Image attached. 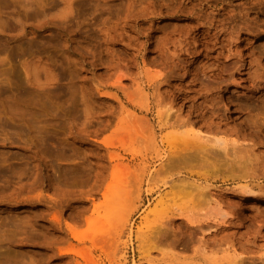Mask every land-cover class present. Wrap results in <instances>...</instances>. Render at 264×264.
<instances>
[{"label":"rangeland","instance_id":"obj_1","mask_svg":"<svg viewBox=\"0 0 264 264\" xmlns=\"http://www.w3.org/2000/svg\"><path fill=\"white\" fill-rule=\"evenodd\" d=\"M199 2L0 0V264H264V0Z\"/></svg>","mask_w":264,"mask_h":264},{"label":"bare ground","instance_id":"obj_2","mask_svg":"<svg viewBox=\"0 0 264 264\" xmlns=\"http://www.w3.org/2000/svg\"><path fill=\"white\" fill-rule=\"evenodd\" d=\"M196 1H197V0H196ZM203 1H206V0H202V2H203ZM208 1H209V0H208ZM202 2H201V3H202ZM192 3H194V2H192ZM195 3H196V2H195ZM199 3H200V2H199ZM201 3H200V6H201ZM207 3H208V2H207ZM205 4H206V3H205ZM194 5H196V4H194ZM206 5H207V4H206ZM208 5H209V4H208ZM197 6H198V5H197ZM203 6H204V5H203ZM189 8H192V5H191V7H188V9H189ZM193 8H194V6H193ZM193 8H192V9H193ZM205 8H206V7H205ZM186 9H187V8H186ZM188 9L186 10L187 13H188V11H189ZM199 9H200V8H199ZM199 9H198V10H199ZM201 9H202V7H201ZM206 10H207V9H206ZM206 10L204 9V11H203V9H202V11H203L204 13H205ZM224 10H225V8L223 9V11H224ZM226 10H228L227 7H226ZM184 11H185V10H184ZM184 11H183V12H184ZM199 11H200V10H199ZM202 11H201V12H202ZM190 12L192 13V10H190ZM190 12H189V13H190ZM194 12H196V11H194ZM225 12H226V11H224V13H225ZM228 12H229V11H228ZM197 13H198V12H197ZM204 13H200V14H204ZM211 13H212V12H211ZM219 13H220V12H219ZM205 14H206V13H205ZM209 14H210V12H209ZM212 14H215V13H212ZM192 15H193V14H192ZM210 15H211V14H210ZM210 15H208V16H210ZM201 16H202V15H201ZM201 16H200V18H201ZM206 16H207V14H206ZM206 16H205V17H206ZM211 16H212V15H211ZM205 17H203V18H205ZM212 17H213V16H212ZM215 17H216V16H215ZM203 18H202V20H203ZM206 18H207V17H206ZM196 19H197V18H196ZM216 19H217V18H216ZM204 21H205V22L210 21V22L213 24V22H214L215 20L212 19V18H209V17H208V20H207V21L204 20ZM198 22H200V20H199ZM210 22H209V24H210ZM215 22H217V21H215ZM203 23H204V22H203ZM203 23H201V24H203ZM218 23H219V22H218ZM218 23H217V24H218ZM204 24H205V23H204ZM204 24H203V25H204ZM197 26H198V25H197ZM213 26H215V24L212 25V28H213ZM202 27H203V26H202ZM215 27H216V26H215ZM191 28H193V27H191ZM191 28H190V30H191ZM194 29H196V28H194ZM217 29H218V25H217ZM220 29H221V28H220ZM223 29H224V28H223ZM191 31H192V30H191ZM205 31H206V30H205ZM211 31H212V30H211ZM220 31H221V30H220ZM192 32H193V31H192ZM206 32H207V31H206ZM218 32H219V31H218ZM227 32H228V30L226 31V33H227ZM207 33H208V35H207L208 38H214V37H215V38L217 39V42H215V44H216V43H222V45H223V43L225 44V41H224L225 39H221V35H216L217 32H216V34L211 35V33L209 32V28H208V32H207ZM212 33H213V32H212ZM222 33H223V32H222ZM228 33H229V32H228ZM220 34H221V33H220ZM225 35H226V34H225ZM228 35H231V34H228ZM228 35H226V36H228ZM222 36H223V35H222ZM226 36H225V38H226ZM202 37H203V36H202ZM207 37H206V39H207ZM231 37H232V36H231ZM231 37H228V38H231ZM222 38H223V37H222ZM216 39H215V40H216ZM212 40H213V39H212ZM212 40H211V41H212ZM226 40H227V39H226ZM213 41H214V40H213ZM209 42H210L209 39H208V40H205V41H200V45H203V47H204V44L206 45V43L208 44ZM211 43H214V42H211ZM181 44H182V43H181ZM211 45H212V44H211ZM218 45H219V44H218ZM218 45H217V46H218ZM220 45H221V44H220ZM220 45H219V46H220ZM222 45H221V46H222ZM207 46H208V45H207ZM207 46H206V47H207ZM212 46H213V45H212ZM217 46L215 45L216 48H217ZM215 47H214V48H215ZM204 48H205V47H204ZM205 49H206V48H205ZM194 50H196V49H194ZM191 51H193V49H192ZM196 52H197V50H196ZM192 53L195 54V51L192 52ZM243 60H244V59H243ZM247 63H248V62H247ZM249 63L251 64L252 61L250 60ZM245 65H246V61L244 60V62L242 63L241 66L243 67V66H245ZM248 68H249V67H248ZM253 69L257 71L256 68L253 67L251 70L253 71ZM252 71H251V72H252ZM254 72H255V71H254ZM257 72H258V71H257ZM259 74L261 75L262 73H259ZM251 75H252V73H251ZM256 75H257V74L253 73L252 77H253V76L255 77ZM258 77H262V76H259V75H258ZM258 77L256 76L255 78L259 79ZM255 78H254V79H255ZM194 80H195V78H194ZM255 80H256V79H255ZM214 109H215V108H214ZM214 109H213V110H214ZM170 110H171V109H170ZM170 110L166 111V112H167L166 114H168V113L170 112ZM211 111H212V110H211ZM213 112H215V111H213ZM212 114H213V113H212ZM170 115H171V113L168 114L169 117H170ZM213 115H214V114H213ZM213 115H212V116H213ZM203 116H205V115H203ZM212 116H211V117H212ZM211 117H210V118H211ZM167 118H168V117H167ZM178 118H179V116H178ZM164 119H165V118H164ZM179 119H180V118H179ZM203 119H205V118H203ZM181 120H182V121H185V122L187 121V120H183L182 118L180 119V121H181ZM164 121H165V120H164ZM176 121H177V122H176V124H177V123L179 122V120L176 119ZM187 122H188V121H187ZM187 122H186V123H187ZM183 123H184V122H183ZM183 123H182V125H183ZM251 123H252V122H251ZM253 123L256 124V125H258L257 123H259V122L257 121V123H256V122L254 121ZM253 123H252V124H253ZM192 124H194V123H192ZM192 124H191V125H192ZM224 124H225V123H224ZM249 124H250V123H249ZM252 124H251V125H252ZM185 125H186V124H185ZM226 125H227V124H226ZM259 125H260V124H259ZM177 126H178V125H177ZM194 128H195V127H194ZM189 130H190V129H189ZM181 131H182V130H181ZM181 131H180V132H181ZM183 131H184V130H183ZM195 131H196V129H195ZM198 131H199V130H198ZM185 132H186V131H185ZM188 132H189V131H188ZM190 132H193V131H190ZM196 132H197V131H196ZM200 132H201V131H200ZM193 133H194V132H193ZM179 134H180V133H179ZM182 134H183V133H182ZM195 134H196V133H195ZM200 135H201V134H200ZM200 135H199V136H200ZM179 136H180V135H179ZM182 136H183V135H181V137H182ZM192 136L194 137V135H192ZM202 136H203V135H202ZM202 136H201V137H202ZM181 137H180V138H181ZM190 138H191V135H190ZM190 138H189V139H190ZM195 138H196V137H195ZM203 138H204V137H203ZM206 138H208V139H206V140H209V141L212 139V138L210 139V137H206ZM185 139H186V138H185ZM223 139H224V138H223ZM190 140H194V139H190ZM213 140H214V141H213ZM179 141H180V140H179ZM195 141H196V140H195ZM212 141H213V143H212V145H211L210 147L207 146L208 144L206 145L204 142H203V143H204L205 145L201 142V144H203V145H201V144L199 143V145L202 146V147H199V146L197 145L198 143L196 144V142H195V143H191V146H193V144H195V145H197L200 149L197 148L196 146H193V147H196V148H195L196 150L194 149V150L192 151L191 148H193V147L190 146L191 148H189V147H188V148H184L185 150H183V151L177 150V151H174V152H171V153L169 152L170 155H168V153H166V152H164V153H166V155L168 156V157H167V158H168V161H169V159L171 160V159L175 158L173 161H171V163L169 162V164H172V165L175 164V163L177 162V161H176L177 158H178V162H179V160H180V161H181V164H182V162L184 163V166H186V168H188V169H186L185 171H183L182 175L185 176L186 173H188V174H190V175H193V173H194V172H193V169H190L189 167H187L186 164H188V163H190V162H194V161L197 160V159H198L197 161H199V162H201V160H202L201 163H203L205 160L208 159V160H207L208 162L206 161V163H210V162H209V158H211V157H213V156L207 158V154H208V155H209V154H210V155H211V154H214V157H216L214 160H215V161H220V160H223V159H224V158L219 159V158H220V157H219L220 154H224V156H226V155L228 156V154L231 153V152H229L228 149L231 150V142H232V141H231L230 143H227L225 140H222V139H220V138H217L216 140L213 138ZM183 142H184V141H183ZM183 142H182V143H183ZM187 142H188V141H187ZM190 142H192V141H190ZM193 142H194V141H193ZM198 142H200V141H198ZM233 142H235V143L233 144ZM233 142H232L233 145H235L236 143H238L237 140H236V141L234 140ZM176 143H177V142H176ZM188 143H189V142H188ZM188 143H187V144H188ZM177 144H178V143H177ZM209 144H210V143H209ZM183 145H184V143H183ZM189 145H190V143H189ZM228 145L230 146V148H228ZM241 145H242V144H241ZM181 146H182V145H181ZM238 146H239V145H238ZM232 147H235V146H232ZM236 147H237V146H236ZM248 147H249V146H248ZM173 148H174V147H173ZM182 148H183V147H182ZM242 148H243V147L236 148L239 152L234 153V155L236 154L237 157H238L239 155L241 156V154H243V153L240 154V149H242ZM197 149H198V150H197ZM232 149H233V148H232ZM236 149H235V150H236ZM172 150H174V149H172ZM242 150H243V149H242ZM245 150H247V147H246V146H245L244 151H245ZM178 151H180V152H178ZM241 152H242V151H241ZM237 153H238L239 155H238ZM245 153H246V152H245ZM173 154H174V155H173ZM171 155H173V156H171ZM231 155H232V153H231L228 157H231ZM234 155H232V156L234 157ZM240 156H239V157H240ZM248 156H250V155H248ZM256 156H257V155H256ZM256 156H255V158H256ZM217 157H219V158H218L219 160H217ZM239 157H238L237 160H235V159H233V158L231 157L230 160H231V159H232V160H235L236 162H235V161H234V162H235L236 164H238L237 161L240 160ZM251 157H252V156H251ZM251 157H249V159H250ZM253 157H254V156H253ZM234 158H236V157H234ZM240 158H241V160L243 161L244 158L246 159L247 157H244V156H243V158H242V156H241ZM255 158H254V159H255ZM249 159L247 158L246 161L249 160ZM251 159H253V158H251ZM251 159H250L248 162L245 161L246 164H243V163H245V162L239 161L240 166H239V164H238V168H240V169H238V171L236 170V168H233V169H235V171L240 172V175H238L239 173L236 172L238 176H234L235 174L232 172L233 170L229 167V170H230V171L232 170L231 172L234 174L233 176H234L235 178H239V177H241V176H244V175H246L248 172H250V170L253 169V167H250L251 169L248 168V166H251L250 163H249V162H251ZM254 159H253V160H254ZM225 160H226V164L229 166V164H228L226 158L224 159L223 162L225 163ZM253 160H252V161H253ZM255 160H256V159H255ZM174 161H176V162H174ZM178 162H177V163H178ZM186 162H188V163H186ZM195 162H196V161H195ZM195 162H194V163H195ZM220 162H221V161H220ZM220 162H219V166H220ZM229 162H230V161H229ZM232 162H233V161H232ZM234 162H233V164H234ZM253 162H254V161H253ZM179 163H180V162H179ZM204 163H205V162H204ZM204 163H203V164H204ZM206 163H205V164H206ZM224 163H223V164H224ZM166 164H167V163H165V165H166ZM190 164H191V163H190ZM210 164H211V163H210ZM217 164H218V163H217ZM223 164H221V165H223ZM242 164H243V165H242ZM248 164H249V165H248ZM251 164H253V163H251ZM254 164H255V163H254ZM165 165H164V166H165ZM175 165H176V164H175ZM175 165H173V166H175ZM179 165H180V164H179ZM179 165L177 164V166H179ZM180 166H182V165H180ZM223 166H224V165H223ZM252 166H254V165H252ZM255 166H256V165H255ZM175 167H176V166H175ZM182 167H183V166H182ZM182 167H181V169H182ZM225 167H226V166H225ZM232 167H233V166H232ZM183 168H185V167H183ZM255 169H256V167H255ZM259 169H260V167H259ZM263 169H264V168H263ZM263 169H262V170H263ZM224 170H226V169H224ZM239 170H240V171H239ZM181 171H182V170H181ZM253 171L255 172L256 170L253 169V170L251 171V173H252ZM242 172H243V173H242ZM254 172H253V173H254ZM241 173H242V174H241ZM183 178H184V177H183ZM186 178H187V177H186ZM186 178H185V179H186ZM180 180H181V179H179V183H178V185H180V184H181V185L184 184V183H180ZM183 180H184V179H183ZM184 181H185V180H184ZM188 181H189V180H188ZM188 181H185V182H187V183L189 184L190 182H188ZM181 182H182V180H181ZM185 184H186V183H185ZM190 184H191V183H190ZM192 184H193V183H192ZM175 185H176V184H175ZM178 185H177V186H178ZM196 185H197V184H195L194 187H193V189H191V190H193V191H192L193 193H194V188H200V186L197 185L198 187H196ZM192 186H193V185H192ZM197 191L199 192V189L196 190V193H197ZM252 192H254V191H252ZM252 192H251V193H252ZM198 194H200V193H198ZM262 197H263V196H262ZM255 199H256V198H255ZM261 199H262V198H261ZM262 200L264 201V198H263ZM256 202H257V201H256ZM183 208H184V207H183ZM180 209H181V208H180ZM219 209H220V208H219ZM179 211H181V210H179ZM185 211H186V210H185ZM185 211H183V212L185 213ZM218 211H219V210H218ZM181 213H182V212H181ZM205 214H207V213H205ZM183 215H184V214H183ZM185 215H186V214H185ZM180 216H181V214H180ZM188 216H189V214H188ZM226 216H227V215H225L224 217H226ZM191 217L193 218L192 215H191ZM179 218H180V217H179ZM185 218H187V217H185ZM185 218H184V219H185ZM188 218H189V217H188ZM205 218H206V217H205ZM208 218H209V217H208ZM190 219H191V218H190ZM195 219H196V218H195ZM206 219H207V218H206ZM192 220H194V219H192ZM192 220H191V221H192ZM197 220H198V219H197ZM224 220H225V219H224ZM193 222H194V223H198V222H195V221H193ZM222 224H224V223H222ZM225 224H226V223H225ZM190 225H191V224H190ZM192 225H193V224H192ZM212 229L215 230L214 228H212ZM258 236H259V235H258ZM262 236H263V235H261V237H262ZM256 238H257V237H256ZM239 256H240V255H239ZM233 257H234V256H233ZM235 257H237V256H235ZM243 258H244V257L241 258V256H240L239 259H243ZM245 258H246V257H245ZM239 259H237L238 261H235L234 263H235V264H240V261H242V260H239ZM235 260H236V258H235ZM243 260H244V259H243ZM238 262H239V263H238ZM243 262H244V261H243ZM234 263H233V264H234ZM241 264H242V263H241Z\"/></svg>","mask_w":264,"mask_h":264}]
</instances>
